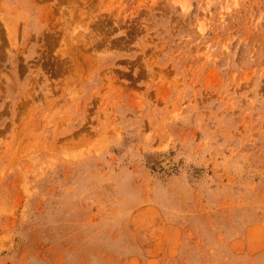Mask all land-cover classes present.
I'll return each mask as SVG.
<instances>
[{
	"label": "rangeland",
	"instance_id": "rangeland-1",
	"mask_svg": "<svg viewBox=\"0 0 264 264\" xmlns=\"http://www.w3.org/2000/svg\"><path fill=\"white\" fill-rule=\"evenodd\" d=\"M0 264H264V0H0Z\"/></svg>",
	"mask_w": 264,
	"mask_h": 264
}]
</instances>
